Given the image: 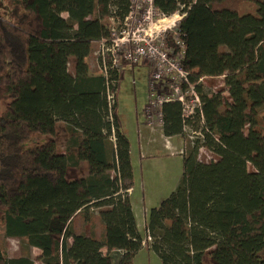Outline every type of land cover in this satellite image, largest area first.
<instances>
[{
	"label": "trees",
	"instance_id": "obj_1",
	"mask_svg": "<svg viewBox=\"0 0 264 264\" xmlns=\"http://www.w3.org/2000/svg\"><path fill=\"white\" fill-rule=\"evenodd\" d=\"M243 3L257 14L241 16ZM155 5L166 16L184 14L177 34L204 124L185 123L179 103L163 105L166 137L185 139L186 126L203 134L183 154L176 190L149 211L143 237L130 196V140L117 102L110 115L105 79L87 63L110 36L111 9L123 16L128 0H0V224L8 238L41 251L39 264H115L104 250L117 264H135L144 247L161 264H264V0ZM219 77L231 100L226 114L198 83ZM59 123L65 152L54 139L24 148L35 133L55 136ZM201 147L218 159L199 160ZM78 216L93 226L89 234L75 231ZM0 264L37 263L0 246Z\"/></svg>",
	"mask_w": 264,
	"mask_h": 264
},
{
	"label": "built area",
	"instance_id": "obj_2",
	"mask_svg": "<svg viewBox=\"0 0 264 264\" xmlns=\"http://www.w3.org/2000/svg\"><path fill=\"white\" fill-rule=\"evenodd\" d=\"M128 2V11L123 16L118 9H111L108 19L110 36L98 42L94 52L97 68L94 75H101L106 81L110 115L116 103L113 86L116 79L123 77L124 67L147 66L150 87L144 110L147 125L154 129L163 128L162 107L165 103L176 102L183 108L185 123L197 121L203 127L202 99L197 84L191 83L190 74L184 69L185 47L177 34L183 12L166 16L155 5V0ZM171 41L179 51H174ZM185 132L197 134V139L203 134L190 126L185 127Z\"/></svg>",
	"mask_w": 264,
	"mask_h": 264
},
{
	"label": "rangeland",
	"instance_id": "obj_3",
	"mask_svg": "<svg viewBox=\"0 0 264 264\" xmlns=\"http://www.w3.org/2000/svg\"><path fill=\"white\" fill-rule=\"evenodd\" d=\"M239 14L241 16L246 14L256 15L257 6L251 3H243L239 8ZM95 50L96 46H94L93 52ZM91 56L88 61L92 66V63L95 62V57L94 54ZM69 70L70 72L74 71L72 61H70ZM92 72L97 73V69L92 68ZM148 73L149 68L147 66H138L133 69L129 66L124 67V75L119 81L116 93L117 115L121 121L122 129L129 140L131 139L133 141L138 151L140 149L138 143L139 130H143L144 124L147 125L144 110L150 94ZM200 85L202 86V93L212 98L216 108L221 113L226 114L228 112V104L231 100L224 78H206L203 82H200ZM63 126L62 123L58 124L55 136L39 133L33 134L24 143V148L36 147L54 139L58 144L59 150L65 152L66 144ZM198 128L197 126L196 131L200 130ZM188 132H186L185 141L187 143V149L189 150L193 147L192 143L197 140L198 135L188 134ZM187 149L183 151L184 154L188 151ZM152 155L153 157H146L144 162L143 160L139 162L136 159L137 163L135 165L136 169L135 174H133L132 185L134 200L145 204L146 208L149 209L148 211L158 207L163 200L168 198L176 190L183 175V164L178 156L169 157L163 151L158 150ZM217 159V156L208 149L203 147L199 149V160L202 162H211ZM248 169L251 172L254 171L250 164L248 165ZM82 173L85 176L88 175V165L85 162L82 164ZM98 213L99 210L97 209L89 211V215L95 218V229L99 233L100 221ZM81 219L84 221L82 216H78L75 219L74 228H79L80 232H90L93 226L89 223L83 222L88 225H84V230L80 229L81 225L78 224H81ZM0 246L9 258H17L22 254H28L39 264V251L28 248L23 240L8 238L5 234L3 224H0ZM103 252L104 255L112 258L113 262L117 264L119 256H114V253L109 255L106 250ZM135 260V264H161L159 257L148 247H144Z\"/></svg>",
	"mask_w": 264,
	"mask_h": 264
},
{
	"label": "crops",
	"instance_id": "obj_4",
	"mask_svg": "<svg viewBox=\"0 0 264 264\" xmlns=\"http://www.w3.org/2000/svg\"><path fill=\"white\" fill-rule=\"evenodd\" d=\"M94 46H96V45H94ZM93 54H94V52H93ZM90 56L87 58V63L89 65L90 74L94 75L95 73L92 72V68L95 70L97 68H96L95 62L92 63V66L90 65V63L88 61ZM94 60H95V58H94ZM144 116H145V114H144ZM63 128H64V126H63ZM138 143H139V147H140L139 151L135 147V144L133 143V141H131V139H130V153H131V161H132V166H133V174H135V169H136L135 165L137 163L136 159L139 162L142 160L144 162L146 160L145 159L146 157L147 158L153 157L152 154L156 150L163 151L165 153V155L169 156V157L178 156L181 159V162L183 164V154H184L183 151H185L187 149V143H186L185 139L180 137V136L166 137L164 135L162 128L154 129V128H151L148 125L144 124L143 130H139ZM133 177H134V175H133ZM130 196H131L132 207H133V211H134V214H135V217L137 220L139 232L143 237H146V225L148 222V215H149L148 210L149 209L146 208L145 204H142L141 202L134 200L133 188L130 190ZM83 222L84 221L81 219V224H78V225H81L80 229L84 230V228H85L84 225H88V224H84L85 222L84 223ZM75 231L78 233L80 232L79 228L75 229ZM100 232H101V230L99 227V233H98L99 235L101 234ZM89 233L90 232H87V234H89ZM32 249L39 251V253H40L39 257L41 256V251L39 249H36V248H32Z\"/></svg>",
	"mask_w": 264,
	"mask_h": 264
},
{
	"label": "bare ground",
	"instance_id": "obj_5",
	"mask_svg": "<svg viewBox=\"0 0 264 264\" xmlns=\"http://www.w3.org/2000/svg\"><path fill=\"white\" fill-rule=\"evenodd\" d=\"M91 55H93V54H91ZM90 57H92V56H90ZM181 180V179H180ZM180 184V183H179ZM173 193V192H172ZM147 234V233H146ZM116 252V251H115Z\"/></svg>",
	"mask_w": 264,
	"mask_h": 264
}]
</instances>
